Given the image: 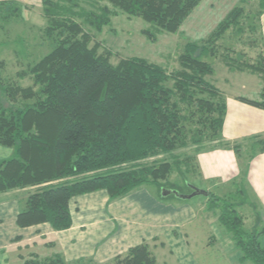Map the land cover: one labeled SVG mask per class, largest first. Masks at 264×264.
<instances>
[{"label": "trees", "instance_id": "1", "mask_svg": "<svg viewBox=\"0 0 264 264\" xmlns=\"http://www.w3.org/2000/svg\"><path fill=\"white\" fill-rule=\"evenodd\" d=\"M199 2L42 0L46 20L42 34L51 49L16 73L18 79L29 77L31 85L22 87L0 74V145L14 149V155L0 163V193L38 187L28 194L17 214L19 227L48 223L53 230H64L71 225L70 199L100 189L110 199L142 185H153L159 191L163 187L178 189L174 183L164 185L172 173L182 179L183 186L194 185L187 176H201L196 154L206 147L231 145L221 133L223 94L206 79L213 67L201 56L210 52L214 40L237 25L240 8L230 10L201 42H186L178 55L179 68L170 73L138 57L112 64L109 51L100 53L98 43L90 45L92 36L83 27L99 32L113 16L123 13L148 23L152 29L142 32L154 41L153 30L176 33ZM259 4L257 24L251 30L258 32L264 49L260 30L264 0ZM1 16L5 21L9 18L5 12ZM242 64L237 65L238 70L247 69L264 82V50L254 64ZM2 67L0 61V72ZM258 97L239 99L264 109V88ZM190 145L198 146L193 155L175 153ZM242 147L232 145L240 179L245 177L250 159L264 151V139L251 142L249 150ZM207 199L209 208L219 209L218 220L240 250V262L264 264L260 242L264 229L247 230L233 203L211 192ZM84 262L95 264L86 259L66 263L56 253L49 258L34 254L22 264ZM111 262L157 264L147 243Z\"/></svg>", "mask_w": 264, "mask_h": 264}, {"label": "crops", "instance_id": "2", "mask_svg": "<svg viewBox=\"0 0 264 264\" xmlns=\"http://www.w3.org/2000/svg\"><path fill=\"white\" fill-rule=\"evenodd\" d=\"M2 2L6 3L0 5V22L5 12L9 14L6 21L10 26L27 24L30 32L39 23L46 25L42 0ZM1 24L0 39L5 32L11 39L16 28L6 31ZM260 30L264 38V11ZM240 86L241 90L259 96L256 84ZM217 88L225 103L221 133L223 140L231 145L215 146L196 154L201 175L196 184L219 198L230 196L236 188L235 193L242 194L251 207L253 228L261 230L264 229V151L250 159L245 177L240 179V166L232 145L237 143L249 150L251 142L264 139V109L239 99L253 100L250 96ZM13 155L12 147L0 145V163ZM37 188L0 193V264H21L32 253L40 257L39 250L49 256L56 253L66 263L86 259L103 264L142 243L149 244L157 264H252L240 262V250L220 224L219 213L207 210V197L204 200L161 197L157 188L142 185L120 198L110 199L107 191L100 189L70 199L71 225L64 230H53L48 223L19 227L15 222L17 214L28 194ZM249 197L251 202L247 200ZM260 242L264 246V233ZM44 254L40 258L48 257Z\"/></svg>", "mask_w": 264, "mask_h": 264}, {"label": "rangeland", "instance_id": "3", "mask_svg": "<svg viewBox=\"0 0 264 264\" xmlns=\"http://www.w3.org/2000/svg\"><path fill=\"white\" fill-rule=\"evenodd\" d=\"M84 7L88 8L86 4ZM234 7L241 9L237 25L232 26L221 37L214 40L211 43L210 52L201 56L202 60L207 61L213 67L212 74L206 76V79L224 91L239 93L244 96H250L254 100H259V97L255 94L249 93L251 91L241 90L240 85L246 83L249 87L250 85L254 87L256 84V89L261 92L264 88V82H262L260 76L247 69L240 71L237 68V65H242L241 67H243L242 62L254 64L259 52L264 50L258 32L251 30V25L257 24L256 13L260 10L259 0H200L176 33L156 32L153 30L154 41H151L142 32L144 29H152L148 23L137 17H128L123 13L113 16L110 24L99 32L85 24L83 27L92 36L90 45L98 43L100 53L109 51V59L112 64H116L123 58L138 57L159 64L170 73L179 68L177 59L184 44L188 41L201 42L204 40ZM0 23L3 24L6 31L16 28L11 39L6 35V32L3 33V37L0 39V61H3L4 65L0 74L2 78L15 80L22 87L29 86L32 82L30 78L18 79L16 73L28 68L29 65L38 61L51 49L50 42L42 34V26L44 27L45 24L39 23L38 26L31 29L33 31L29 32L30 26L27 24L17 23L10 26L9 21L5 20H1ZM229 63L232 67H230ZM197 147L196 145H190L189 147L178 149L175 153L193 155L194 149ZM205 149L208 148L206 147ZM187 177L189 181L199 187L196 184V181L199 182L196 175L190 174ZM167 179L168 183L164 184L165 187L171 186L169 185L170 183H174L178 185L177 188L181 192H189V189L183 186L182 179L176 173H172ZM241 183L240 185L244 190V184ZM146 186L150 189H156L153 185ZM235 189L230 196L221 197V199H225V201L235 205L236 210L243 218L244 227L247 230H251L254 224V215L251 212V207L246 204L242 194L235 193ZM244 192H247L246 188ZM203 198L204 196H195L193 199L201 200ZM247 200L251 202L250 197ZM206 202L208 211L214 210L219 213L218 208H209L208 199H206ZM257 211L259 212V210ZM200 214L202 215V213ZM48 243L50 244V242ZM39 252L40 257H43L44 253L40 250ZM34 254H30L27 258ZM46 256L48 257L45 258L50 257L49 255ZM23 261L24 259H22V263ZM103 264L119 263L110 261Z\"/></svg>", "mask_w": 264, "mask_h": 264}, {"label": "water", "instance_id": "4", "mask_svg": "<svg viewBox=\"0 0 264 264\" xmlns=\"http://www.w3.org/2000/svg\"><path fill=\"white\" fill-rule=\"evenodd\" d=\"M187 187L189 189V192L184 193L181 192L178 189H172V188H161L160 189V196L161 197H169V196H173L177 199L180 200H190L192 198H194L195 196H204V197H208L209 192L203 188L197 187L195 185L192 184H187Z\"/></svg>", "mask_w": 264, "mask_h": 264}]
</instances>
